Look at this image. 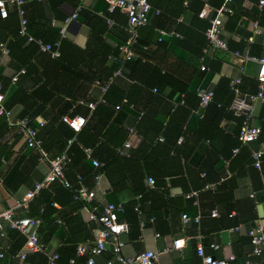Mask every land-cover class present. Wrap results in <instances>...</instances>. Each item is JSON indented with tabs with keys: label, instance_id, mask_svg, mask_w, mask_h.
Listing matches in <instances>:
<instances>
[{
	"label": "crops",
	"instance_id": "obj_1",
	"mask_svg": "<svg viewBox=\"0 0 264 264\" xmlns=\"http://www.w3.org/2000/svg\"><path fill=\"white\" fill-rule=\"evenodd\" d=\"M149 2L153 11L148 22L138 29L137 42L142 43L141 49L136 50V42L135 55L124 61H120L119 45L128 35L127 17L119 9L108 11L106 0H25L28 35L44 42H58L57 56L18 34L16 6L7 3L8 16L0 17V43L7 46L9 53L0 52V90L2 104L10 115L0 116V212L15 208L16 200L43 178L48 169L47 162L39 158L35 149L26 146L11 121L27 118L38 128L43 148L53 156L59 153L63 142L61 134L65 125L59 122L60 116L80 114L87 121L78 132L81 138L78 133L75 135L76 147L71 148L76 163L73 160L64 171L69 181L75 183L76 176L81 174L84 183L94 187L93 178L84 171L85 164L92 166L91 161L86 155L82 162L77 161L78 149L91 148L92 157L102 162L111 148L114 149L111 143L129 141L131 146L125 155L129 150L137 154L132 157L130 169L127 165L118 167L122 169L121 174L117 166L110 165L108 175L101 170L93 201L84 202L76 210L59 191L58 186L65 188L60 182L43 188L28 209H14L17 217H40L38 238L46 252L58 253V262L66 264L75 256L79 243L92 240V229L97 224L88 219L87 211L93 208L100 213L109 202L121 203L124 208L125 204L137 200L140 194L134 193L132 185L141 181L150 192L144 202L137 200L140 213L133 209L139 227L129 229L123 210L120 212V220L128 225L127 232L120 236L124 241L123 255L133 256L152 249L159 252L154 264H201L196 253L201 236L206 253L221 259L233 255L235 258L229 264H245L251 252L245 221L253 219V223L264 225V164L259 170L251 164L252 153L264 149V102L255 101L246 111L236 113L229 105L230 96L234 95L229 83L239 77L241 92L255 93L258 89L259 63L244 58H264V7L260 9L257 0L228 3L231 13L223 14L221 30L228 48L223 50L210 47L205 30L224 0ZM79 6L77 17L64 25V19ZM205 6L207 15L200 17L198 13ZM254 21L259 23V30L255 29ZM235 51L239 52L238 56ZM134 59L140 62H128ZM20 69L24 72L13 81V75ZM151 81L157 83V89L146 85ZM201 88L216 91L218 104L199 107L197 92ZM88 102H94L95 107H87ZM118 104L120 108L115 109ZM219 104L223 105L221 111L217 109ZM140 119L144 132L156 140L164 137L159 130L157 137L154 133L158 122L162 126L171 122L172 129L179 125L182 141L176 142L182 154L180 158L174 152L165 158L143 145L135 127ZM244 124L260 126L261 133L253 142H237L238 151L234 152L236 147H232V142ZM126 129L128 135L122 141ZM149 166L152 171L161 167L170 175L161 177L162 183L149 186L144 175ZM203 171L208 172L204 177ZM6 175L10 178V189L4 185ZM205 177L210 183L220 182L217 192H207L206 188L197 190ZM193 191L198 192L196 203L195 197H186ZM212 209L217 210V216L210 215ZM183 213L199 214V223H183ZM237 218L243 223L234 229ZM4 232L0 236V251L5 254L1 264H44L42 252L29 251L20 259L17 253L23 247L24 237L6 222ZM181 236L186 238L185 245L181 249L173 248V239ZM210 243L219 247L212 249ZM111 258L108 247L94 257L92 264H108ZM251 259L253 264H264V253ZM74 264H88L87 256L76 257Z\"/></svg>",
	"mask_w": 264,
	"mask_h": 264
},
{
	"label": "built area",
	"instance_id": "obj_2",
	"mask_svg": "<svg viewBox=\"0 0 264 264\" xmlns=\"http://www.w3.org/2000/svg\"><path fill=\"white\" fill-rule=\"evenodd\" d=\"M231 0H224L222 5L216 9V14L209 19V25L205 30V35L208 44L212 48H219L227 50L228 45L225 39L221 36L224 13H231V9L228 7V3ZM10 2L16 6V11L19 15V29L18 34L20 36H26L28 41L34 42L41 50L51 51L55 56L59 55L58 52V42L49 43L44 42L40 38H35L27 33V19L25 17L24 3L25 0H0V17L6 18L8 16L7 3ZM107 10L113 12L116 9L121 10L126 14L127 17V37L119 45V50L121 53L120 61L131 59L135 53L133 46L137 42L139 34V27L145 25L150 17L153 8L149 0H106ZM260 9L264 7V0H257ZM80 6L75 9L68 17L64 19V25H67L72 19H75L78 15ZM158 13L157 10H155ZM208 12V7H203L198 15L200 17H205ZM256 30H259V23L254 21L253 23ZM63 34L64 28L60 29ZM162 34H165L162 32ZM0 52L2 55H7L9 49L4 43H0ZM236 56L239 55L238 51H235ZM244 59L254 60L259 63V70L257 74L258 89L255 93L241 92L238 88V83L240 78L236 77L232 79L229 83L230 88L234 92V98L231 102L230 108L236 113L246 111L250 108L251 103L255 101L264 102V58L255 56H245ZM205 66H201L204 69ZM242 68V66H241ZM24 69H20L16 72L12 80L17 79L19 73H23ZM118 72V71H117ZM199 98V107H205L213 99V90L201 88L197 92ZM3 94L0 90V116L8 118L10 112L5 109L2 104ZM100 102H104L103 98L99 99ZM89 108H94V102L86 103ZM115 109H119L120 105H115ZM61 120L66 123L74 132V135L67 140V144L70 145L75 140V135L81 130L85 125L87 118L80 114H75L73 116L63 115ZM13 126L17 127L18 132L22 136L27 147L35 149L39 158L45 160L48 164V169L46 174L40 180L34 182L32 188L28 189L22 197L16 200L15 208L28 209L30 202L36 197L39 192L48 187L53 182H60L66 189L72 193V198L74 200L83 201L85 203H90L95 197V189L99 186V181L102 175L101 167L103 163L95 157H92V149L89 147H84L83 151L87 158L90 159L91 165L95 168L93 173L94 187H89L83 181V176L78 174L76 176V182L73 183L65 177V168L71 162V157L67 153V149L62 152L50 156L47 151L42 146V140L38 136V128L31 125L27 118H20L15 121H11ZM40 126L43 122L40 121ZM133 131V129H131ZM130 130V131H131ZM261 133V127L258 125L244 124L241 126L238 133V140L242 143L253 142L258 139ZM181 138L177 140L181 143ZM163 141V137L158 138ZM131 144L129 141L124 142L121 146L117 147V151L120 155H125L126 149L130 148ZM234 152L237 151L235 148ZM253 166L260 168L261 163L264 162V149H257L252 153ZM204 173L202 174V176ZM145 182L149 186H155V179L152 176H147ZM1 183V178H0ZM217 183H208L204 188L215 190ZM198 196L197 191L187 193L186 197H195L194 202L196 203V197ZM253 196V193L250 195ZM141 195H137L138 200ZM5 209L0 212V236H4V222L7 225L17 230L24 237V244L22 249L17 253L20 259H24L27 252H42L47 258V264H64L59 263V255L56 252H46L45 247L39 242L38 238V228L41 224V219L38 216H15L14 209ZM123 210L121 203H106L100 213L96 212L95 209H89L87 211L88 219L95 221L97 226L92 229L93 235L92 240L88 242L79 243L76 247L75 256L71 257L66 264H74L76 257L87 256V263L92 264L94 262V257L102 254L105 250L110 248L112 253V258L108 260V264H154L158 260L159 252L152 249H145L133 256H125L122 254L121 249L124 245V241L120 236L127 232L128 225L126 222L119 219V213ZM134 210L140 213L139 204L134 206ZM218 212L216 209H212L210 212L211 216H217ZM232 214V213H231ZM230 214V215H231ZM183 223H199L200 215L189 216L186 213L182 214ZM154 218H150V222H153ZM58 222L60 220H57ZM140 226H144V221H140ZM238 227L234 228L237 229ZM158 235V234H156ZM246 235L250 238L251 252L247 255L245 259V264H253L251 257L259 256L264 253V225L257 222L246 230ZM186 243L185 237H177L172 241V247L175 249H181ZM212 249H217L219 247L216 243H210L209 245ZM196 253L201 259V264H229L230 260H234L233 255H229L227 259L216 258L211 254L205 252L204 245L201 240V236L198 237L196 243ZM4 252L0 251V264L3 263ZM5 264H12L11 262H6Z\"/></svg>",
	"mask_w": 264,
	"mask_h": 264
},
{
	"label": "trees",
	"instance_id": "obj_3",
	"mask_svg": "<svg viewBox=\"0 0 264 264\" xmlns=\"http://www.w3.org/2000/svg\"><path fill=\"white\" fill-rule=\"evenodd\" d=\"M137 44V48H136V50L137 51H139V49H141V47H140V45H142V43L141 42H137L136 43ZM134 49V48H133ZM140 59H134V60H130V61H128L129 63H131V62H136L135 64H138L140 61H139ZM127 64V63H126ZM127 76L128 77H130V78H135V77H133L132 75H130V74H127ZM137 79V78H136ZM138 80V79H137ZM228 83V82H227ZM146 85H149V86H153V87H155L156 89H157V83H155V81H151V84H150V82H148V83H146ZM183 90V89H182ZM216 95H217V92L215 91L214 92V95H213V100L212 101H210L205 107H207L208 105H209V107L212 105V106H215L216 104H218V100L216 99ZM105 98H107V95H105ZM233 98H234V95L232 94L231 96H230V100L232 101L233 100ZM118 99H120L119 97H118ZM198 99V101H199V98H197ZM231 101H230V103H231ZM229 103V105H231ZM124 105H126V104H124ZM219 105H221L220 106V108H217L219 111H221L222 109H221V107L223 106L222 104H219ZM228 107V106H227ZM216 111V110H215ZM110 112H111V109H110ZM122 113V112H121ZM170 115V114H169ZM73 116V115H72ZM59 122L60 123H64L62 120H61V116H60V119H59ZM141 123H142V120L140 119L139 121H138V123H136V125H135V127H136V130H137V133L141 136V138H142V141H141V143L143 144V145H146V146H150L151 147V149H152V151H156V153H158L159 152V154H161V155H163L165 158H167L168 157V154H169V152H174V154H175V156L176 157H179L180 158V156L182 155L181 154V152L178 150V145H177V138L180 136V135H182V130H181V127L179 126V125H175V126H173V129H172V126H170L171 125V122L169 123V125H164V126H162L161 125V123H159L158 122V126L155 128V130H154V133L156 132V137L158 136V130L160 131V132H162L161 134H163V138H164V140L163 141H159V140H156L155 139V137L153 138V137H149L148 136V134H146L145 132H144V130H145V128H142V126H141ZM64 127H65V130H63L62 131V134H61V136H62V140H63V142L61 143V145H60V151H59V153L60 152H62L64 149H67V153H68V155L71 157V164L73 163V160H74V163H76V158L75 157H73L72 158V151H73V149L76 147V146H74L73 144H74V141L70 144V145H68L67 144V140H68V138H70V137H72L73 135H74V132L72 131V129L66 124V123H64ZM241 128V127H240ZM240 128H239V130H240ZM80 132V131H79ZM238 133H239V131H238ZM238 133H237V135H236V140H233V142H232V147L233 146H235L236 148H237V151H238V144H237V142L238 143H242V142H240L239 140H238ZM123 137H122V141H123V138H124V140H125V137H126V135H128V130L126 129V133L125 132H123ZM79 135V138H81V133H78L77 134V136ZM148 136V137H147ZM39 138H41L40 136H39ZM248 143V142H247ZM123 144V142H121V141H117L116 143L114 142V143H111V145L112 146H114V149H113V147L111 148V150H110V153H108V155L105 157V158H103V159H101L102 160V162H103V166L101 167V169L100 170H102L103 172H105L107 175L109 174V172H110V165L112 166V167H114V166H117V168L118 167H120V166H124V165H127L128 166V169H130V165H131V161H132V157L133 156H135L136 154H137V151H135V152H133V151H130L129 150V154L128 155H120L119 153H118V151H117V147H119V146H121ZM67 145V146H66ZM73 145V146H72ZM177 145V146H176ZM42 146H43V144H42ZM66 146V147H65ZM73 147V149H71ZM234 147V148H235ZM82 150V151H81ZM81 150H79L78 149V151H77V153L76 154H78V158H77V161H79V162H82L83 161V159H84V157H85V153H84V151H83V149H81ZM236 151V152H237ZM36 156V155H35ZM227 156V155H226ZM38 157V156H37ZM165 160V159H164ZM251 164L253 165V159H252V161H251ZM263 164H264V162H262L261 163V166H260V168H256V167H254V168H256V169H261V167L263 166ZM92 166L90 167L89 165H84V171H85V175H87L88 177H92L93 178V173H92ZM151 168H150V166L147 168V170L145 171V173H144V175H146V177L147 176H151V175H153L154 177L156 176V178H155V181H156V185H158V183H162L163 181L161 180L163 177H165V176H169L170 175V173L168 172V171H166V170H163L161 167L159 168V169H157V170H155V171H152V170H150ZM118 170H119V173L121 174L122 173V169H120V168H118ZM94 172V171H93ZM204 172V171H203ZM208 174V172H204V175H203V177L204 176H206V175ZM162 177V178H161ZM157 178H158V180H157ZM9 179L10 178H8L7 177V175L4 177V185L7 187V188H11L12 186H11V184H10V182H9ZM141 179H143V174H142V176H141ZM211 182V180L208 178V177H205L204 179H202V181L200 182V184H199V187H201L200 189H197L199 192L200 191H202L203 189H204V187H205V185L206 184H208V183H210ZM212 182H216V183H218V185H217V187H216V189L215 190H210V189H208V190H206L207 192H217V190H218V188L220 187L219 186V184H220V182L219 181H212ZM52 184V183H51ZM50 184V185H51ZM54 184H56L57 185V183L56 182H53V185ZM111 185L112 186H116V184L115 183H111ZM221 185V184H220ZM58 187H60L59 188V191L61 192V193H63L64 194V196H67L68 197V201H70L71 202V205L73 206L72 208L74 209V210H76V209H78L80 206H82V205H84V202L83 201H78V200H74L73 198H72V193L68 190V189H66V188H63L62 186H58ZM132 188H133V191H134V193L137 195V194H140L141 195V197H140V199L138 200L140 203H142V201L144 202L145 200H146V194L147 193H149L150 191H149V189H147L146 187H145V185H142L141 184V181H139V182H137V183H135V184H133L132 185ZM137 200L136 201H134V202H132V203H127V204H125L124 205V208H123V217L128 221V224H129V229L132 227V226H134V227H136V228H138L139 227V224H138V217H137V214H136V212L133 210L134 209V206H135V204L138 202ZM252 201H253V199H252ZM43 211H44V209H43ZM230 212V214H231V210L229 211ZM121 213H119V219H121L122 220V218H121ZM246 222V225H247V229L248 228H250V227H252L253 225H254V223H253V219H251L250 221H245ZM240 223H243V220L242 219H240V220H238V218L235 220V222H234V224H233V227L232 228H236V227H238V226H240L239 224ZM83 228V227H82ZM91 230V229H90ZM86 235H89L88 234V231H87V233H86ZM246 235V234H245ZM248 240V242L250 243V238L246 235V241ZM251 245V244H250ZM43 263L44 264H46V258H45V256H43Z\"/></svg>",
	"mask_w": 264,
	"mask_h": 264
}]
</instances>
